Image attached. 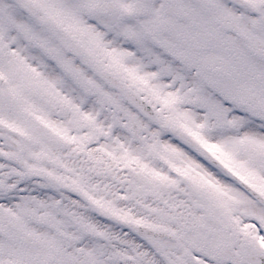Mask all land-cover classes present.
<instances>
[{
  "label": "snow or ice",
  "instance_id": "1",
  "mask_svg": "<svg viewBox=\"0 0 264 264\" xmlns=\"http://www.w3.org/2000/svg\"><path fill=\"white\" fill-rule=\"evenodd\" d=\"M0 264H264V0H0Z\"/></svg>",
  "mask_w": 264,
  "mask_h": 264
}]
</instances>
